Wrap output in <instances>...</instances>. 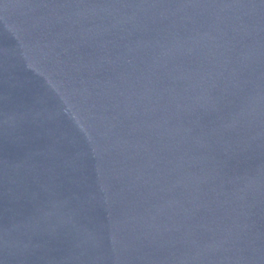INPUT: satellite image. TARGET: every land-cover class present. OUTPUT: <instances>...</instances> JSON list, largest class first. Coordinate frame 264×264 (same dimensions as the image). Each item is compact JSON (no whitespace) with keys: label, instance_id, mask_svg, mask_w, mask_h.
<instances>
[{"label":"water","instance_id":"1","mask_svg":"<svg viewBox=\"0 0 264 264\" xmlns=\"http://www.w3.org/2000/svg\"><path fill=\"white\" fill-rule=\"evenodd\" d=\"M0 264H264V0H0Z\"/></svg>","mask_w":264,"mask_h":264}]
</instances>
